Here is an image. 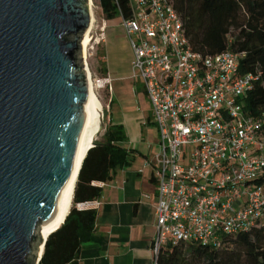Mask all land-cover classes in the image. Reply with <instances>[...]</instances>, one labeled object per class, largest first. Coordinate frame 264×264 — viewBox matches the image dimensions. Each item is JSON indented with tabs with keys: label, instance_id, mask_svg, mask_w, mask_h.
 I'll return each instance as SVG.
<instances>
[{
	"label": "built area",
	"instance_id": "built-area-1",
	"mask_svg": "<svg viewBox=\"0 0 264 264\" xmlns=\"http://www.w3.org/2000/svg\"><path fill=\"white\" fill-rule=\"evenodd\" d=\"M128 3L129 14L119 7L118 17L159 138L153 161H146L159 194L158 264L170 244L218 249L264 225V112L253 116L246 103L260 77L241 73L245 53L196 51L172 0Z\"/></svg>",
	"mask_w": 264,
	"mask_h": 264
},
{
	"label": "water",
	"instance_id": "water-1",
	"mask_svg": "<svg viewBox=\"0 0 264 264\" xmlns=\"http://www.w3.org/2000/svg\"><path fill=\"white\" fill-rule=\"evenodd\" d=\"M90 26L88 0H0V264L42 259L85 123Z\"/></svg>",
	"mask_w": 264,
	"mask_h": 264
},
{
	"label": "trees",
	"instance_id": "trees-1",
	"mask_svg": "<svg viewBox=\"0 0 264 264\" xmlns=\"http://www.w3.org/2000/svg\"><path fill=\"white\" fill-rule=\"evenodd\" d=\"M172 1L196 51L218 54L230 49L246 54L241 61V73L260 77L246 97L247 109L253 116L261 115L264 112V0ZM100 2L108 17L118 15L119 7L129 14L128 0ZM105 136V142H95V147L89 150L78 176L70 214L48 237L39 264H76L82 246L91 240L97 211L79 209L77 205L100 198L102 187L94 183L110 182L118 168L131 162L130 153L123 145L122 127L110 125ZM158 264H264V225L231 237L226 246L218 249L170 244L160 252Z\"/></svg>",
	"mask_w": 264,
	"mask_h": 264
},
{
	"label": "crops",
	"instance_id": "crops-1",
	"mask_svg": "<svg viewBox=\"0 0 264 264\" xmlns=\"http://www.w3.org/2000/svg\"><path fill=\"white\" fill-rule=\"evenodd\" d=\"M105 21L107 29L102 47L103 60L107 62L114 54L109 36L114 20L106 16ZM133 61L132 51L128 72L123 73L117 65L104 68L103 82L111 87V94L108 91L111 97L117 95L123 111V116L112 120L111 125L122 127L131 162L118 168L110 182L94 183L102 187L100 198L77 205L79 209H95L97 221L92 238L82 246L76 264H153L159 194L154 169L146 161L151 156L152 126L157 137L158 131L143 83L133 76ZM152 154L154 157L155 153Z\"/></svg>",
	"mask_w": 264,
	"mask_h": 264
},
{
	"label": "rangeland",
	"instance_id": "rangeland-1",
	"mask_svg": "<svg viewBox=\"0 0 264 264\" xmlns=\"http://www.w3.org/2000/svg\"><path fill=\"white\" fill-rule=\"evenodd\" d=\"M93 1V0H92ZM95 6L93 8L95 11V23L91 30V37L93 38L91 45L88 47V66L92 72L94 82L98 79H103L104 77V68L109 67L110 65H117L123 73L128 72L130 68V62L132 61V49L130 47L129 40L125 39L124 30L122 28L121 21L118 15H112L113 22L110 24L109 36L113 40L114 54L108 57L107 62L103 60V37L104 32L101 28L105 25L106 15L104 14L100 0H94ZM105 36V35H104ZM101 40V41H100ZM127 40V41H126ZM107 55V54H106ZM97 82L95 83V85ZM141 88L140 84H137ZM102 88V87H101ZM96 88V92L103 103L104 115H103V130L98 135V138L95 142L103 143L106 141V131L110 127L111 122L121 118L123 116V111L121 108V103L118 101L116 94L110 96L108 90ZM136 93V92H135ZM111 97V101H110ZM112 100L114 104L111 105ZM113 120V121H112ZM153 133L150 137L149 152L151 153L150 159L153 161L154 157L152 152L156 153L158 150V137L155 130V126H152ZM125 144V143H124ZM124 146H127L126 144ZM42 236V234H41ZM43 238V236H42Z\"/></svg>",
	"mask_w": 264,
	"mask_h": 264
},
{
	"label": "bare ground",
	"instance_id": "bare-ground-1",
	"mask_svg": "<svg viewBox=\"0 0 264 264\" xmlns=\"http://www.w3.org/2000/svg\"><path fill=\"white\" fill-rule=\"evenodd\" d=\"M88 6L91 13V26L87 33L83 36L82 39V48H83V60H84V67L85 72L87 73V84H88V98L85 102V123L83 126V130L81 133V141L79 145V151L77 153V161L75 165L74 173L71 177V180L66 188L62 203L60 208L55 216V218L49 222L48 224L41 227L39 234L44 242L46 238H48L52 233L57 231L65 222L67 216L70 214V211L73 207V199L76 184L78 181V173L81 170L82 164L89 152L94 147V143L98 138V135L102 131L103 128V115H104V108L103 104L99 100L96 92V88H103L102 83L96 84L94 82L92 73L89 69L87 63V55H88V47L92 41L91 37V30L94 26L96 17L95 11L93 8V1L88 0ZM45 246L41 243V247L39 249V257L42 256L44 253Z\"/></svg>",
	"mask_w": 264,
	"mask_h": 264
}]
</instances>
